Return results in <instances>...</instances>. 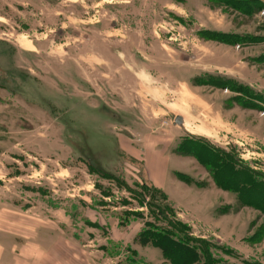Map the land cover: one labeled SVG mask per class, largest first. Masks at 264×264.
Here are the masks:
<instances>
[{
	"label": "rangeland",
	"instance_id": "374dc122",
	"mask_svg": "<svg viewBox=\"0 0 264 264\" xmlns=\"http://www.w3.org/2000/svg\"><path fill=\"white\" fill-rule=\"evenodd\" d=\"M205 150L264 180V0H0V264H170L150 204L264 264L260 190Z\"/></svg>",
	"mask_w": 264,
	"mask_h": 264
},
{
	"label": "trees",
	"instance_id": "16d2710c",
	"mask_svg": "<svg viewBox=\"0 0 264 264\" xmlns=\"http://www.w3.org/2000/svg\"><path fill=\"white\" fill-rule=\"evenodd\" d=\"M250 3L252 2L249 1L246 4L249 5ZM257 5L260 7V4L257 3ZM215 35L221 36L222 33ZM222 36L243 39L236 35L224 34ZM219 82L221 85L223 84V87L230 88L236 92H242L245 89L244 86L236 84V82L231 80L227 81L223 79ZM197 147L195 145L194 148H191L193 150L192 153L200 156L201 152L204 153V151L199 150ZM205 153L212 159V167L217 171L214 177L220 187L238 193L240 197L243 194H253L256 189L260 190V197L256 201H249L248 203L264 210V180L255 177L256 172L247 168H242L241 170L234 168L229 163L230 160L228 158L222 160L218 152L214 151L213 153L205 150ZM185 177L186 180L191 181L188 176ZM146 189L152 197L156 196L155 193H160L164 201L168 200L167 195L154 185ZM150 205V212L156 215V223H149L148 228L146 227L142 231V234L139 235L138 238H140L142 245L152 244L160 249L164 259L170 264H199L201 262L203 264H219L213 258L210 244L206 241L193 238L192 228L177 218V214L172 207L168 205H154L156 210H153V204ZM163 222L165 224H162ZM222 264L230 263L222 262Z\"/></svg>",
	"mask_w": 264,
	"mask_h": 264
},
{
	"label": "water",
	"instance_id": "95a60500",
	"mask_svg": "<svg viewBox=\"0 0 264 264\" xmlns=\"http://www.w3.org/2000/svg\"><path fill=\"white\" fill-rule=\"evenodd\" d=\"M175 124L176 125H184V119L182 117H177Z\"/></svg>",
	"mask_w": 264,
	"mask_h": 264
},
{
	"label": "crops",
	"instance_id": "0c3cea01",
	"mask_svg": "<svg viewBox=\"0 0 264 264\" xmlns=\"http://www.w3.org/2000/svg\"><path fill=\"white\" fill-rule=\"evenodd\" d=\"M155 185V184H154ZM156 186V185H155ZM157 187V186H156ZM159 188V187H158ZM160 188H162V189H164V191L166 190L165 189V185L164 186H162V187H160ZM2 254H3V250H2V248H0V256H2ZM18 259H20V258H18ZM21 260V259H20Z\"/></svg>",
	"mask_w": 264,
	"mask_h": 264
},
{
	"label": "bare ground",
	"instance_id": "6f19581e",
	"mask_svg": "<svg viewBox=\"0 0 264 264\" xmlns=\"http://www.w3.org/2000/svg\"><path fill=\"white\" fill-rule=\"evenodd\" d=\"M184 126V125H183Z\"/></svg>",
	"mask_w": 264,
	"mask_h": 264
}]
</instances>
